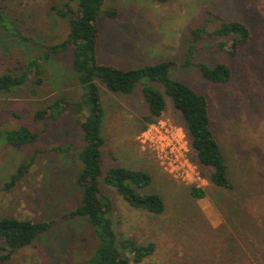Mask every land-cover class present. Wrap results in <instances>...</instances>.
Here are the masks:
<instances>
[{
  "label": "rangeland",
  "instance_id": "rangeland-1",
  "mask_svg": "<svg viewBox=\"0 0 264 264\" xmlns=\"http://www.w3.org/2000/svg\"><path fill=\"white\" fill-rule=\"evenodd\" d=\"M69 1L0 0L4 16L23 22L32 38L23 41L0 28V75L23 73L47 46L66 39L69 20L56 11ZM109 10H116L117 17H110ZM225 21H241L251 31L250 41L234 55L232 37L214 35ZM98 27L100 64L131 70L171 61L170 77L207 97L212 129L235 184L234 190L213 186L210 170L198 163L191 148L187 157L193 172L186 181L169 173L157 152L142 141L148 114L142 84L129 95L112 93L100 84L104 172L119 166L144 171L152 182L139 192L160 194L166 202L165 212L154 215L131 207L102 183V193L114 205L111 217L119 239L156 244L154 255L142 264H264V0H106ZM198 29L205 33L192 63L227 64L232 70L227 83L209 82L196 66L185 65ZM222 43L226 44L220 47ZM41 70V83L29 72L22 88L0 92V130L28 128L40 133L22 148L0 144V217L60 222L6 261L1 262L0 250V264H84L98 247L97 231L84 217L66 216L82 203L80 157L86 142L76 104L87 90L73 68L71 49L53 56ZM152 85L166 101L156 124L179 136L186 133L183 116L165 87ZM58 98L70 105L57 120H35L37 111ZM155 141L163 143L156 137ZM59 147L66 152L52 151ZM23 164V177L6 189ZM195 185L205 189L207 197L193 198L190 189Z\"/></svg>",
  "mask_w": 264,
  "mask_h": 264
},
{
  "label": "trees",
  "instance_id": "trees-1",
  "mask_svg": "<svg viewBox=\"0 0 264 264\" xmlns=\"http://www.w3.org/2000/svg\"><path fill=\"white\" fill-rule=\"evenodd\" d=\"M105 1L70 0L61 10H57L59 16L69 20L66 39L47 46L38 58L30 61L23 73L15 75L9 71L3 72L0 75V92L8 93L22 88L29 72H35L37 82L41 83V66L49 62L53 56L70 49L73 51V68L81 85L87 90L83 100L76 104L77 114L83 116L78 124L83 131L86 145L80 157L83 164L79 173L82 203L66 218L84 217L97 231L98 247L84 264H142L154 255L156 244L152 242L142 244L132 238L119 239L111 217L114 205L112 200L102 193L101 184L114 188L131 207L154 215L165 212L166 202L160 194L139 192V189L152 182L151 176L144 171L119 166L104 172L102 168V151L105 145L102 134L104 106L100 84H104L112 93L124 95L132 94L138 84H142V95L148 105V114L143 118L145 125L142 131L157 123L163 116L166 109L165 97L152 83L163 85L165 93L173 99L176 108L183 116L189 145L195 152L198 163L210 170L211 184L228 190H234L235 184L229 179L226 156L212 129L207 97L183 81L170 77L173 62L163 61L131 70L98 62L97 48L100 35L98 21ZM156 1L166 3L171 0ZM107 14L112 18L118 15L116 10H109ZM0 28L23 41H32L23 28V22L7 18L2 11H0ZM193 33L194 39L188 49L185 65L196 66L209 82L223 84L230 81L232 70L227 64L220 63L211 67L206 63H192L198 42L203 38L205 30L198 29ZM214 35L232 37L231 55L237 53L240 46L247 44L252 36L249 27L241 21L222 22L219 28L214 30ZM225 44H220V47ZM69 105L65 98H58L53 104L37 111L35 120L55 121ZM39 135L40 133L28 128L0 130V144L4 141L8 146L22 148L35 142ZM52 151L65 153L66 149L59 147ZM26 168L27 166L23 164L16 174L10 176L5 188L9 190L19 181ZM190 195L196 199H203L207 197L208 192L192 186ZM59 222L60 220L33 222L29 219L0 217V250L3 252L1 262L6 261L19 250L31 246L39 235L49 232L54 224ZM237 264H246V262Z\"/></svg>",
  "mask_w": 264,
  "mask_h": 264
},
{
  "label": "built area",
  "instance_id": "built-area-1",
  "mask_svg": "<svg viewBox=\"0 0 264 264\" xmlns=\"http://www.w3.org/2000/svg\"><path fill=\"white\" fill-rule=\"evenodd\" d=\"M141 137L143 143L157 152L165 170L171 174L173 173L176 178L186 181V177L193 172V167L187 157L190 145L185 132L179 136L177 132H172L170 128H164L163 124L158 125L155 123L150 125ZM155 137L163 143L157 144Z\"/></svg>",
  "mask_w": 264,
  "mask_h": 264
}]
</instances>
